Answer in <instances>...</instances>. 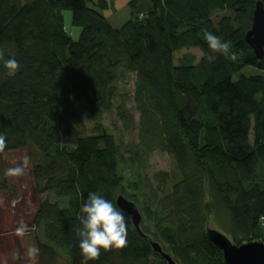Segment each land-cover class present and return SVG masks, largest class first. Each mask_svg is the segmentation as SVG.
<instances>
[{
  "label": "trees",
  "instance_id": "trees-1",
  "mask_svg": "<svg viewBox=\"0 0 264 264\" xmlns=\"http://www.w3.org/2000/svg\"><path fill=\"white\" fill-rule=\"evenodd\" d=\"M257 1L128 0L117 27L105 13L113 0H0V55L19 64L9 75L0 60V175L6 152L29 149L30 176L46 194L32 219L40 264L60 254L81 264L77 215L92 192L116 206L129 198L143 219L139 232L125 213L126 245L89 264H169L152 241L176 264H225L207 235L215 225L236 245L264 242V58L244 38ZM65 10L82 28L77 40ZM205 31L230 41L235 59L212 53ZM186 49L201 56L175 62ZM133 74L138 125L119 93ZM113 108L126 131L138 126L136 142L102 125ZM158 150L176 171L150 179L142 166Z\"/></svg>",
  "mask_w": 264,
  "mask_h": 264
},
{
  "label": "rangeland",
  "instance_id": "rangeland-1",
  "mask_svg": "<svg viewBox=\"0 0 264 264\" xmlns=\"http://www.w3.org/2000/svg\"><path fill=\"white\" fill-rule=\"evenodd\" d=\"M113 1L117 6L116 10L112 11L110 9L105 13L114 25L119 27L128 19V14L122 15L121 13L124 10H128V0ZM63 14L68 33L77 40L80 37L82 28L78 25H73L72 11L65 10ZM115 16L117 19L114 20ZM188 52L197 57L201 56L199 49H186L176 53L175 62H178L179 58ZM241 72L246 75L259 73L256 69L248 67L243 68ZM239 75L237 74L235 78L239 77ZM128 76L126 81L119 83V93L120 97L126 101V107L134 115V119H136V124L138 125L140 113L135 108L134 102L136 76L134 74ZM118 99L120 101V98ZM84 115L85 122L92 133L96 129H93L94 125L88 120L87 115ZM101 121L107 131L115 135L125 145L137 141L138 126L135 127L134 132L126 131L123 122L117 117L115 108L112 111L104 113ZM3 158L5 169L3 176L0 175V180L1 178L6 179L8 187L5 190L0 189V264H40L39 254L35 258H32L28 255V249L30 247L38 248L37 239L43 240V233L36 229L32 219L37 211L40 199L46 194L38 195L35 182L30 176L32 167L29 149H17V151L6 152ZM17 167L23 169L22 174L18 176L11 175L9 170ZM159 171H176V164L170 155L158 150L146 157L142 166V173L152 179ZM213 228L227 234L232 240V235L224 232L220 227L215 225ZM57 263L69 264L66 257L62 254L59 255Z\"/></svg>",
  "mask_w": 264,
  "mask_h": 264
},
{
  "label": "clouds",
  "instance_id": "clouds-1",
  "mask_svg": "<svg viewBox=\"0 0 264 264\" xmlns=\"http://www.w3.org/2000/svg\"><path fill=\"white\" fill-rule=\"evenodd\" d=\"M203 39L212 53L222 55L228 59H235L231 51L230 41L222 40L210 31H205ZM212 56L208 57L211 61ZM3 65L9 75H14L19 64L14 57L3 59ZM5 145V137L0 134V148ZM11 175H21L20 167L10 169ZM79 227L77 228L78 247L82 257L81 264H89L99 258L101 251L120 249L126 245L128 218L125 212L113 204L111 200L104 198L96 192L89 193L87 199L81 204L77 215ZM22 231V230H21ZM39 254V248L30 247L28 255L35 258Z\"/></svg>",
  "mask_w": 264,
  "mask_h": 264
},
{
  "label": "water",
  "instance_id": "water-1",
  "mask_svg": "<svg viewBox=\"0 0 264 264\" xmlns=\"http://www.w3.org/2000/svg\"><path fill=\"white\" fill-rule=\"evenodd\" d=\"M254 6L252 25L244 38L254 49L256 57L262 60L264 58V6L262 0H258ZM116 204L131 217L139 232L142 231L140 224L143 216L136 203L119 195ZM207 235L210 241L223 252L225 264H264L263 241H248L236 245L227 234L216 228H208ZM152 246L161 257L167 259L169 264H176L175 259L161 247L159 242L152 241Z\"/></svg>",
  "mask_w": 264,
  "mask_h": 264
},
{
  "label": "crops",
  "instance_id": "crops-1",
  "mask_svg": "<svg viewBox=\"0 0 264 264\" xmlns=\"http://www.w3.org/2000/svg\"><path fill=\"white\" fill-rule=\"evenodd\" d=\"M116 7H117V6H116ZM117 11H118V10H117ZM117 13L119 14V12H117ZM121 13H122V15H124V14H128V15H129V14H130L129 9H128V10H124V12H121ZM118 14H117V15H118ZM128 17H129V16H128ZM115 19H117L116 16L114 17V20H115ZM110 21L112 22L111 19H110ZM112 23H113V22H112ZM113 24H114V23H113Z\"/></svg>",
  "mask_w": 264,
  "mask_h": 264
}]
</instances>
